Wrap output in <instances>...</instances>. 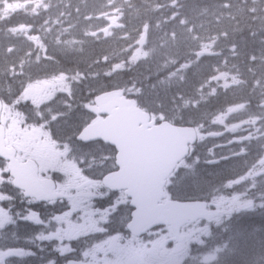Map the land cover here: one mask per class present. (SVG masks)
<instances>
[{
    "label": "flooded vegetation",
    "instance_id": "flooded-vegetation-1",
    "mask_svg": "<svg viewBox=\"0 0 264 264\" xmlns=\"http://www.w3.org/2000/svg\"><path fill=\"white\" fill-rule=\"evenodd\" d=\"M246 86L237 88L244 90ZM262 101L238 106L244 119L227 120L226 114L220 117L216 133L220 141L219 167L240 161L235 175L229 177L224 167L219 168V182L210 185L205 171L189 157L185 166L167 179L161 204L194 201L206 204L210 212H219L216 218L207 214L208 219L186 224L178 235L167 226L142 235L130 231L134 212L131 199L126 192L107 189L103 184L106 175L118 170L117 153L111 146L106 151L70 152L74 164L63 166V156L48 149L43 129L32 128L14 109L4 108L0 125L6 130V146L17 150L21 163H37L40 179L54 183H37L39 188L30 193L34 195L33 201L17 192L12 187L13 180L9 179L10 198L35 204L38 215L47 221L45 232L55 231L65 245L72 244L82 251L101 249L96 251L95 258L86 257L83 264H259L261 260L264 264V208L262 211L258 206H264V157L250 156L252 150H249L253 140L264 142ZM235 148L244 150L234 152ZM84 156L101 160L90 161L91 165L86 166L80 160ZM2 180L0 172V200L4 196ZM209 189L216 192L208 195ZM58 195L61 198L53 199ZM226 222L232 223L229 233L240 222L262 229L251 232L254 236L242 251L232 245L239 241L237 234L232 233L231 252H225L226 248L220 245L225 241L221 233Z\"/></svg>",
    "mask_w": 264,
    "mask_h": 264
},
{
    "label": "trees",
    "instance_id": "trees-1",
    "mask_svg": "<svg viewBox=\"0 0 264 264\" xmlns=\"http://www.w3.org/2000/svg\"><path fill=\"white\" fill-rule=\"evenodd\" d=\"M13 1L16 4L0 0V55L10 61L4 70L17 68L18 62L27 71L40 65L33 46L11 33L17 26H59L69 21L78 26L76 35L81 37H85L82 26L91 22L97 29L117 26V35L110 40L86 38L92 44L86 52L94 58L90 61L92 71L106 59L109 61L103 66L116 64L117 69L127 60L125 50L129 52L137 44L143 45L147 57L131 69L118 70L127 84L116 82V76L108 81L95 78L78 96L133 88L140 92L136 99L142 109L178 126H196L219 110V85L209 82L222 60L246 62L256 47L255 32L261 37L264 34L260 20L250 26L251 12L243 0H48L36 15L31 10L33 0ZM254 15L261 16L258 12ZM33 17L40 20L33 22ZM198 41L205 46L199 52L203 59L191 69L188 66L196 60ZM199 92L208 100L205 107L192 110L186 101L198 97ZM236 102L233 93L224 94L221 100L223 105ZM69 125L65 123L62 130H70ZM214 170L208 175L215 176Z\"/></svg>",
    "mask_w": 264,
    "mask_h": 264
},
{
    "label": "water",
    "instance_id": "water-1",
    "mask_svg": "<svg viewBox=\"0 0 264 264\" xmlns=\"http://www.w3.org/2000/svg\"><path fill=\"white\" fill-rule=\"evenodd\" d=\"M122 96V91H112L97 97L89 111L112 118H100L84 130L79 140L85 143L102 140L118 151L117 164L121 171L116 179L117 189H127L133 206L138 209L133 216V230L145 232L159 225L178 227L205 217V213L196 211L197 203L158 204L165 179L188 156L190 145L196 143L195 130L170 123L149 124V115ZM0 148V156L10 162L13 175L23 176L14 153L5 150L2 136Z\"/></svg>",
    "mask_w": 264,
    "mask_h": 264
},
{
    "label": "rangeland",
    "instance_id": "rangeland-1",
    "mask_svg": "<svg viewBox=\"0 0 264 264\" xmlns=\"http://www.w3.org/2000/svg\"><path fill=\"white\" fill-rule=\"evenodd\" d=\"M249 3L251 4L250 8L254 12L256 11L264 12V0H249ZM41 5H42V2H40L37 5V7H40ZM17 32L23 33V34H18L17 36H27L28 35V38H29V33L25 34V32H23L22 30L17 31ZM113 33L114 32L111 31L106 36L110 37ZM91 36L96 37L97 34L93 33L91 34ZM38 38H39V35H33V37H31L32 41L35 44L40 43ZM97 39H99V36ZM43 43L45 45L46 42L43 41ZM253 43L256 45V47L254 48V53L249 55L248 63H252V65H250L249 68H246L244 63L232 65L228 62L227 59H223L221 62V66L219 67V75H216L211 80V84H215L217 82L219 85L217 86V89L223 88V90H226L228 89V87H232L233 84H236L235 82L238 79L241 81L240 82L241 84H244L246 83V79L250 78V82L256 81V82H259L261 85H264V34L261 37L257 32H255ZM44 45L41 46L40 48L43 49ZM40 48H38V52H40L39 51ZM0 51H1V47H0ZM200 51H202V48H197V52H198L197 57L199 60H202L203 57L202 55H200L199 53ZM218 54H219V51H218ZM127 55L129 57H132V60L130 62L131 67L134 66L138 61H141L145 56L144 52L140 50H131L129 53H127ZM48 63L49 62L46 61L45 66H49ZM45 66L42 65L41 67H38V65H36L33 67V69L29 71H24V69H22L21 72L18 74L12 73V72H5L2 74V72H0V89L4 88L6 90V85L9 83V86H10L9 92L11 91L10 94L11 93H14V94L11 97H9L8 101L11 104V106L14 105V108L17 111L24 112L21 109L24 108L27 104L32 103V105L34 106V104L40 102V100H41V103H46L47 105H50V102H53V103L55 102L54 97L56 93H53L51 86L48 85V78L50 77V74L48 72V69L45 68ZM101 66H103V63L101 64ZM195 66L196 64H190L188 67L192 69ZM253 72H255L256 74L253 75ZM9 77H11V79H9ZM103 77L108 80L111 79L110 75L104 74ZM90 78L85 79V81H89ZM55 79H51V80L55 82L56 81ZM60 79H62L63 82L69 80L68 77L66 76H61ZM70 81L72 82L70 84V91L73 92L72 94L73 96H75L76 98L78 97L77 101H75V109L77 112L76 117L79 119H83V121H85L86 123H89L90 119L86 115V109L91 104V102L94 101V99L97 96L92 95V94L87 95L86 93H84L83 95L79 97L78 90L86 88V85L83 83L84 81L75 82V79H70ZM6 92L8 91L6 90ZM128 94H130V96H135V94H137V91H135L134 93L133 91H128ZM260 94H263L262 90H260ZM207 100H208V97L203 95L202 92H199L198 97H196L195 99L187 100L186 105L188 107L191 106L195 110H199V107L200 108L205 107ZM222 114L227 115L225 117V119L227 120H228L229 114L232 115V118H235L238 116V109L237 107H235L234 109L230 108V109L224 110L223 113H220V114L214 112L210 116L208 122L205 125L199 126V130L202 133V137H200L201 143L199 142V145L201 146L197 148L198 154H201L204 151L206 152V154H210L209 157L207 158H218L219 159V156L209 153L210 149L208 148V145L205 148L202 146V144H205V143H208V141L214 140V139H210L209 137L205 138L203 133L208 132V131L215 132L216 125L219 122ZM159 119L162 120V118H159ZM83 121L80 127H73L74 129H72L69 132V134L75 135L76 131L78 129H81L84 126ZM46 130H47V135L51 137V134H50L51 128H49L48 125H46ZM95 146L98 147V151H102L105 149L104 147H101L100 145H95ZM249 146L252 149V151H250L251 153L250 156L259 155L261 157H264V142L262 140H253L249 144ZM91 149H94V148L92 147ZM67 151H68L67 148L60 147L59 156L62 157V155ZM206 154L205 156H208ZM208 161H210V159H207V162ZM200 163L201 162H198V165ZM71 164H74V163H71ZM62 165L67 166L64 160H63ZM181 166L184 167L185 165H181ZM202 167L203 169H205V165H203ZM258 206L263 211L264 206L263 205H258ZM226 224L227 225L223 229L224 231L221 233V237L224 238L225 241L220 245L221 248H226V249H223L225 252H231L230 249L232 245L235 246L236 250L238 251L241 245L248 244V240L250 239L249 237L246 239H243L242 241L237 240L231 245L230 243L231 234L227 230L229 229L232 223L226 222ZM248 229H249L248 226H243L242 231H248ZM238 236H239V232H237V237ZM9 242L10 241L0 240V248H1L0 262H2V264H19V262L13 261L12 258L6 257L3 255V252L8 248ZM260 264H263V262H261Z\"/></svg>",
    "mask_w": 264,
    "mask_h": 264
},
{
    "label": "snow or ice",
    "instance_id": "snow-or-ice-1",
    "mask_svg": "<svg viewBox=\"0 0 264 264\" xmlns=\"http://www.w3.org/2000/svg\"><path fill=\"white\" fill-rule=\"evenodd\" d=\"M45 223L32 202L0 200V240L10 241L3 255L19 264H83L86 257L95 258L96 251L101 250L82 251L72 244L65 245L55 231L41 230ZM26 227L32 229L29 235L22 233Z\"/></svg>",
    "mask_w": 264,
    "mask_h": 264
},
{
    "label": "bare ground",
    "instance_id": "bare-ground-1",
    "mask_svg": "<svg viewBox=\"0 0 264 264\" xmlns=\"http://www.w3.org/2000/svg\"><path fill=\"white\" fill-rule=\"evenodd\" d=\"M126 45H127V44H126ZM158 61H159V60H158ZM156 62H157V61H156ZM157 63H158V62H157ZM159 63H160V61H159ZM159 63H158V64H159ZM158 64H156V65H158ZM158 66H159V65H158ZM224 103H225V102H224ZM111 118H112V116H109V119H111ZM262 219H263V218H262ZM262 221H263V220H262ZM230 250H231V249H230ZM232 253H234V252H232ZM199 254H200V253H199ZM199 254H198V255H199ZM201 255H202V253H201ZM201 255H199V256H201Z\"/></svg>",
    "mask_w": 264,
    "mask_h": 264
}]
</instances>
